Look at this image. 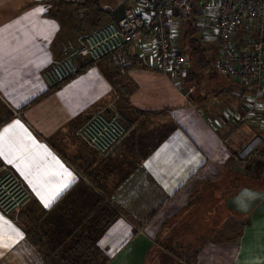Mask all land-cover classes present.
<instances>
[{
    "label": "crops",
    "instance_id": "obj_1",
    "mask_svg": "<svg viewBox=\"0 0 264 264\" xmlns=\"http://www.w3.org/2000/svg\"><path fill=\"white\" fill-rule=\"evenodd\" d=\"M131 1L0 0V164L29 192L20 210L0 211V264H264L262 114L251 126L258 143L238 158L243 134L219 103L203 105L195 93L191 102L185 80L159 70L137 43L123 74L74 52L79 73L49 86L44 73L63 47L79 48ZM111 102L132 126L101 155L76 131ZM65 155H78L84 172ZM117 164L105 196L86 173L109 181ZM104 206L117 216L102 228Z\"/></svg>",
    "mask_w": 264,
    "mask_h": 264
},
{
    "label": "built area",
    "instance_id": "obj_2",
    "mask_svg": "<svg viewBox=\"0 0 264 264\" xmlns=\"http://www.w3.org/2000/svg\"><path fill=\"white\" fill-rule=\"evenodd\" d=\"M145 5L128 8L116 20L91 31L83 45L75 49L71 42L64 47V57L45 71L49 86L55 87L81 70L74 59L87 57L89 63L108 59L120 71L132 65L129 49L139 44L153 57L156 67L181 83L188 75V59L180 45L184 19L191 13L202 37L214 43L216 72L236 83L255 84L258 92L264 84V0H142ZM194 86L190 87L193 90ZM245 99L241 93L240 97ZM18 114V112H16ZM236 120L243 118L233 113ZM130 121L111 104L91 113L82 127L84 137L99 153L110 150L130 129ZM18 197L0 211L9 214L29 197V192L15 177Z\"/></svg>",
    "mask_w": 264,
    "mask_h": 264
},
{
    "label": "rangeland",
    "instance_id": "obj_3",
    "mask_svg": "<svg viewBox=\"0 0 264 264\" xmlns=\"http://www.w3.org/2000/svg\"><path fill=\"white\" fill-rule=\"evenodd\" d=\"M130 3L131 4L129 6H131L133 8H136V5H139V6L145 5L144 2H142V0H134L133 1V4H132V1ZM185 20L186 19H184V21ZM183 27H184V24H183ZM199 32H200L199 37H200V35L202 37L203 30L201 28L199 29ZM89 33H87L84 36L83 40L85 39V37ZM202 39H203L202 40L203 47L207 48L206 55H207V59H208L209 63H206L205 62L201 66V64H193L192 65L191 61H189L188 62L189 63L188 64V69H190V71L192 73V77H191L192 79H190V77H189V80L188 81L185 80V82H186L185 83V86H184L185 89L183 87L182 88L186 92V95H188V97H189V99H190L191 102H192V100H194V98H193L194 95L193 94L195 93V94H200L201 95L202 99L205 102V103L203 102V105H205L206 103L213 104L214 101H216L215 103H217V104L219 103L217 107L219 109H222L221 118H225L224 120H227L228 121V125L230 124L231 130L237 129L239 131V135H242L243 134V136H244V137L241 136V138L239 139L240 141H243L244 144H242V147L240 148L237 157L240 158V159H243V160L244 159L247 160L248 155L250 154V152H252V150L255 147V142L258 143V141H256V137L251 134V126L254 125L253 119H254V117L258 113L259 114H262L264 116V84L262 85V91L261 92H258L257 85H255V84H243V83L240 84V83H236L235 82L236 84H238V86L237 85H232V87L233 86H237L236 88L238 90L237 92H238V97L239 98L237 100L236 96L230 95L229 93L231 92L230 91L231 89L228 87L229 84H231L228 81L230 79L227 80L223 76H220V74H218L216 72V70L213 68V62H214L215 58L217 57V51L215 52V45H214L213 42H211L209 40H204L203 37H202ZM82 45H80V47ZM139 47H140V45H139ZM76 49H78V48H76ZM140 49H141V47H140ZM73 52H75V51H73ZM64 56L65 55H63L62 57H64ZM73 56H74V54H73ZM62 57H60L59 59L55 60L54 62L59 61L60 59H62ZM74 59H75V57H74ZM138 60L144 61L143 58L142 59H138ZM194 62L195 63H198V60L197 59H194ZM132 63H133V61H132ZM113 67L120 74H123V72H125V71H120L114 65H113ZM128 85L129 84H127V83L123 85L124 86V88H123L124 91H122V92H120V91L116 92V94H118V96H119L118 97V100H117L118 101L117 102L118 104L119 103H121V105L123 104L125 90L128 88ZM192 86H194V88H193V90H190V87H192ZM241 93L243 95H245V99H242V96L240 97ZM234 99L237 101L238 105H236V106L235 105L234 106L229 105L228 106L226 104L230 100H234ZM225 100H226V102H225ZM109 104H111L114 108H116L113 102H111ZM106 105H108V104L106 103ZM102 108H104V106ZM98 109H101V108H97L95 111H97ZM234 112L235 113H239L241 116H243V118H241L240 120L234 119L232 117V114ZM89 115H87V117ZM86 121H87V118L78 127V129L76 131V136H78L79 140H81L82 142L85 143V145H86L87 148L88 147L89 148H93L89 144V142L87 141V139L84 137L83 132H82V127H83V125H84V123ZM131 126L132 125H130V128H131ZM261 129H264V127L261 128ZM249 146H250L251 149L247 150L246 148H248ZM87 148H86V150L88 151ZM107 152H105V153H99L98 152V153L102 155V154H106ZM137 155L138 154L136 153V156ZM65 156L67 157L69 163L73 166V168L77 172H81V171L84 172V163L79 159V156L78 155L77 156H74V155H65ZM136 156H135V154H133L132 158L134 157V159H135ZM130 157H131V155H129V157H128V161L129 162L132 161V158H130ZM123 162H124V160H123ZM115 166L112 167V169H110L111 171L109 170L110 173H106V176H107L106 178H110L109 181H102L101 180V177H100V174H98L99 175V184H96L94 181H92L89 178V180H91L90 182L95 187L99 188L100 191L105 196H107V192L112 188V186L114 184H116L117 181H114V180H116L117 178H119V175L118 174H121V172H122L123 164H119V165L117 164ZM93 169H95V168H93ZM114 174H115V176H113ZM86 176H87V173H86ZM112 176H113V178H112ZM15 177L16 176L13 174V172L11 170H9L7 167H5V166H3V165L0 164V200H2L4 203H6L10 197H18V195H19L18 194V187L15 185V182L12 183V181H13V179H15ZM101 185L104 186V189H106V191H104L100 187ZM27 199L28 198H26L25 200H23L20 203V205L18 207L14 208L12 211H10L9 214L13 213L14 211L20 210L22 207H24V204H26L25 201H27Z\"/></svg>",
    "mask_w": 264,
    "mask_h": 264
},
{
    "label": "trees",
    "instance_id": "obj_4",
    "mask_svg": "<svg viewBox=\"0 0 264 264\" xmlns=\"http://www.w3.org/2000/svg\"><path fill=\"white\" fill-rule=\"evenodd\" d=\"M97 28V27H96ZM199 27L196 25V20L194 18V15L191 13L188 17H186V20L184 21V27L181 33L180 38V45L181 49L187 56L188 62L191 61L193 64H201V66L206 62L209 63L207 59V48L203 47L202 43V37L200 35L199 37ZM216 52V48H215ZM194 59L198 60V63L194 62ZM197 66V65H196ZM192 79V73L190 69H188V75L185 80ZM226 78V77H224ZM228 79V78H226ZM264 156V155H263ZM87 176H89L91 179L93 178V175L90 172H87ZM263 179H264V173H263ZM94 181V178L92 179ZM96 184H99V181H94ZM104 191V186H100ZM109 191L107 192L108 195ZM109 213V214H108ZM108 215L106 221L103 223L102 228H105L107 224H109L111 221L115 219L117 216V213L113 212L111 209H108V207L104 206L102 208V215Z\"/></svg>",
    "mask_w": 264,
    "mask_h": 264
},
{
    "label": "snow or ice",
    "instance_id": "obj_5",
    "mask_svg": "<svg viewBox=\"0 0 264 264\" xmlns=\"http://www.w3.org/2000/svg\"><path fill=\"white\" fill-rule=\"evenodd\" d=\"M59 191V189L57 190V192ZM50 201L49 200H46L45 203H46V206L47 204L49 203Z\"/></svg>",
    "mask_w": 264,
    "mask_h": 264
},
{
    "label": "bare ground",
    "instance_id": "obj_6",
    "mask_svg": "<svg viewBox=\"0 0 264 264\" xmlns=\"http://www.w3.org/2000/svg\"><path fill=\"white\" fill-rule=\"evenodd\" d=\"M248 150V148H246Z\"/></svg>",
    "mask_w": 264,
    "mask_h": 264
}]
</instances>
